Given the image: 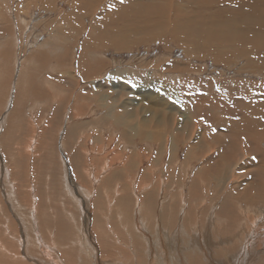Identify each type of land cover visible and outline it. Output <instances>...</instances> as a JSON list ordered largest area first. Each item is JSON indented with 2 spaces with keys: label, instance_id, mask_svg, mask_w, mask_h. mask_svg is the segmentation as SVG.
Here are the masks:
<instances>
[{
  "label": "rangeland",
  "instance_id": "rangeland-1",
  "mask_svg": "<svg viewBox=\"0 0 264 264\" xmlns=\"http://www.w3.org/2000/svg\"><path fill=\"white\" fill-rule=\"evenodd\" d=\"M263 67L264 0H0V239L67 264L112 239L138 264L166 213L179 240L243 246L264 223Z\"/></svg>",
  "mask_w": 264,
  "mask_h": 264
},
{
  "label": "bare ground",
  "instance_id": "bare-ground-1",
  "mask_svg": "<svg viewBox=\"0 0 264 264\" xmlns=\"http://www.w3.org/2000/svg\"><path fill=\"white\" fill-rule=\"evenodd\" d=\"M81 1V0H80ZM116 2V1H115ZM189 3V2H188ZM112 4V3H111ZM163 4V3H162ZM119 6V5H118ZM122 6V5H121ZM96 7V5H95ZM103 10V9H102ZM200 12V11H199ZM114 13V12H113ZM189 13V12H188ZM117 14V13H116ZM186 14V13H185ZM201 14V12H200ZM112 15V14H111ZM187 15V14H186ZM91 16V15H90ZM188 16V15H187ZM87 18V17H86ZM176 18V17H175ZM179 18V17H178ZM184 19V18H183ZM215 22V20H213ZM190 20L187 22L181 23V27L185 25V23H189ZM154 23V21H153ZM157 24L155 25H160L159 22H156ZM191 23V22H190ZM218 23V22H217ZM235 23V22H234ZM233 23V24H234ZM170 24V23H169ZM174 27L179 28V23L178 22H171ZM236 24V23H235ZM91 25V24H90ZM163 25V24H162ZM216 25V23H215ZM224 22H220L219 26H217V30L220 32L223 29ZM125 26V25H124ZM167 26V25H166ZM230 26V25H229ZM238 26V25H237ZM149 27V26H148ZM152 27V26H151ZM180 27V28H181ZM215 28V26L213 27ZM226 28V27H225ZM224 28V29H225ZM231 29V26L229 27ZM174 31V30H173ZM223 32V31H222ZM225 32V31H224ZM175 33V31H174ZM221 34V32H220ZM225 35V34H224ZM217 47V46H216ZM219 47V46H218ZM228 47V46H227ZM253 51V50H252ZM241 53V52H240ZM254 61V60H253ZM263 66V65H262ZM264 68V67H263ZM96 72V71H95ZM94 72V73H95ZM95 82V81H94ZM6 105V104H5ZM113 113V111L111 112ZM204 113V112H203ZM8 121V120H7ZM116 123L118 124H123V120H121L120 117L116 118ZM9 125V124H8ZM1 126V125H0ZM136 135H140L136 133ZM8 137V136H7ZM159 137V136H158ZM264 137V134H263ZM157 139V138H156ZM177 139V137L172 138V141ZM263 139V138H262ZM178 141V140H177ZM20 148V147H19ZM259 149V148H258ZM254 153V152H253ZM188 156V155H187ZM260 164L259 169L257 170V174H259L263 179H264V159L259 161ZM257 166V167H258ZM222 177V176H221ZM258 178V177H257ZM222 179V178H221ZM259 179V178H258ZM71 180V179H70ZM74 188V187H73ZM80 190H82L79 187ZM261 195V200H259L261 203H264V197L263 193H259ZM230 198V197H229ZM228 205L231 203V198L227 200ZM263 205V204H262ZM225 207V208H227ZM263 208V207H262ZM261 208V209H262ZM235 209V208H234ZM37 211V210H36ZM233 212V211H232ZM236 212V211H235ZM234 212V213H235ZM223 213V212H222ZM104 214V213H103ZM224 215V214H223ZM232 215V214H231ZM235 215V214H234ZM131 217V216H130ZM228 217V216H227ZM42 218V216H41ZM221 218V216H220ZM43 219V218H42ZM160 219V220H159ZM159 221H157V226H153L149 229L144 228L141 230V233L136 236V238L133 239V244L135 247H133L131 250L138 252V257L141 258L142 260L138 262V264H242V258H243V248L246 252H248L251 248V245H256L257 246V255H259L260 252L263 251L264 249V223L260 225V227H257L255 231V238L248 239H243L242 244L243 246H239L240 242L238 245H231V243L228 242H208V249H205L201 243H198L196 240L191 239V240H179L174 236V234L171 232L172 230L169 229L171 225V222H169L170 217L168 218V214L164 213L162 217L159 216ZM169 219V220H168ZM227 219V218H226ZM228 219H230L228 217ZM96 222L99 220H95ZM155 221V220H154ZM179 221H181L179 219ZM102 222V221H101ZM126 222V221H125ZM136 222V221H135ZM156 222V221H155ZM235 222V221H233ZM153 223V222H152ZM183 223V222H182ZM228 223V221H227ZM255 223V222H253ZM252 223V224H253ZM94 224V223H93ZM140 227L142 224L139 222ZM155 224V225H156ZM174 224V223H173ZM192 224V223H191ZM231 224V223H230ZM256 224V223H255ZM109 225V224H108ZM190 225V223H189ZM254 225V224H253ZM93 226V225H92ZM96 226V225H95ZM137 226V224H136ZM191 226V225H190ZM229 226V225H228ZM227 226V227H228ZM233 226V225H232ZM37 229V225H35ZM61 227V226H59ZM89 227V226H88ZM87 227V228H88ZM197 227V226H196ZM235 227V226H234ZM252 227V225H251ZM250 227V229H251ZM254 227V226H253ZM9 228V227H8ZM63 228V227H62ZM73 228V226H72ZM94 228V227H93ZM174 228V227H172ZM256 228V227H255ZM11 229V228H10ZM185 229V228H184ZM13 230V229H12ZM58 230V229H55ZM171 230V231H170ZM175 230V229H174ZM227 230V229H226ZM11 231V230H10ZM191 231V230H190ZM224 231V230H223ZM93 232V231H92ZM139 232V229H138ZM137 232V233H138ZM179 232V231H177ZM215 232V231H214ZM246 231H244L245 233ZM86 233V232H85ZM56 234V233H55ZM54 234V235H55ZM93 234V233H92ZM179 234V233H177ZM201 234H203L201 232ZM248 233L244 234L247 235ZM253 234V233H252ZM24 235V234H23ZM229 235V234H228ZM38 236V235H37ZM87 236V235H86ZM94 236V235H93ZM131 237V235H129ZM20 237V236H19ZM103 237V236H101ZM109 237V236H107ZM123 237V236H122ZM181 237V236H180ZM188 237V235H187ZM204 237V236H203ZM229 237V236H228ZM110 238V237H109ZM126 238V237H125ZM189 238V237H188ZM196 238V237H195ZM220 238V237H219ZM18 239V238H17ZM88 239V238H87ZM99 239V238H98ZM108 239V238H106ZM120 239V238H119ZM128 239V238H127ZM217 239V238H216ZM234 239V237H233ZM236 239V238H235ZM239 239V238H238ZM4 240V239H3ZM0 239V264H67L65 261L64 257L59 253V251L56 250V248H50L49 245L45 244H40V253L38 255H31L27 251V241L22 242L21 252L19 254L15 253L14 250L12 251L9 249V246L7 244H4V241ZM100 240V239H99ZM112 240V239H111ZM111 240L108 241H101V246L103 247L102 250H100V253L104 256V258H100L99 256V249L98 246L94 247V252L95 254L93 264H113L116 260L119 261V258L117 256H114L116 254H108V250L111 251V248L106 245L111 243ZM115 240V239H114ZM121 243H124V239H122ZM209 240V239H208ZM246 240V246H244ZM217 241V240H215ZM221 241V240H220ZM43 242V241H42ZM108 242V243H107ZM116 243V240L114 241ZM113 240L111 245H113ZM127 242V241H126ZM219 242V240H218ZM231 242V241H230ZM6 243V242H5ZM9 243V242H8ZM40 241H38V244ZM97 243V242H96ZM120 243V244H121ZM249 243V244H248ZM75 244V243H74ZM77 244V243H76ZM118 244V243H116ZM100 246V247H101ZM115 246V245H114ZM119 246V245H118ZM124 246V244H123ZM121 246V247H123ZM206 246V247H207ZM38 247V246H37ZM120 247V246H119ZM130 247V246H129ZM243 247V248H242ZM128 248V247H127ZM254 249V248H253ZM37 251V250H36ZM114 251V248H113ZM256 251V250H255ZM135 252V254H136ZM264 252V251H263ZM122 255V254H121ZM245 257V256H244ZM259 257V256H258ZM262 257V256H261ZM32 258V259H31ZM109 259L107 261L106 259ZM64 259V260H63ZM88 259V258H87ZM90 259V258H89ZM262 259V258H261ZM76 259H73V261ZM241 260V261H240ZM81 261V262H80ZM111 261V262H110ZM128 261V260H127ZM129 262V261H128ZM76 264H87L82 257L80 258L77 257V260L74 262ZM116 263V262H115ZM91 264V263H90ZM245 264V263H244Z\"/></svg>",
  "mask_w": 264,
  "mask_h": 264
}]
</instances>
